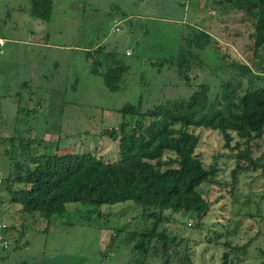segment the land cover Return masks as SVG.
<instances>
[{
  "label": "rangeland",
  "instance_id": "374dc122",
  "mask_svg": "<svg viewBox=\"0 0 264 264\" xmlns=\"http://www.w3.org/2000/svg\"><path fill=\"white\" fill-rule=\"evenodd\" d=\"M28 8V0H0V177L28 162V148L31 157L73 152L115 160L117 145L101 131L120 126L123 106L136 105L141 96L152 106L192 92L174 67L158 71L156 63L176 56L194 28L211 38L208 50L194 51L203 61L189 73L194 84L205 83L217 99L223 81L238 82V93L264 87L263 71L250 83L229 68L234 62L249 65L253 58L251 21L237 0H53L47 23L32 18ZM97 44L105 48L96 52ZM98 60L106 61L102 69L116 60L129 66L119 90H109L91 73ZM191 130L199 136L196 154L204 165L216 160L219 183L198 190L208 202L205 216L168 214L169 222L158 227L166 230L167 253L163 257L162 241L153 240L149 262L222 264L228 252V263L259 264L264 177L241 172L232 182L233 163L220 157L230 153L221 134ZM254 143L264 149V139ZM0 207V242L9 244L0 247V264H133L143 258L134 251L137 235L154 222L131 201L98 209L69 204L65 214L49 221H32L7 202Z\"/></svg>",
  "mask_w": 264,
  "mask_h": 264
},
{
  "label": "trees",
  "instance_id": "16d2710c",
  "mask_svg": "<svg viewBox=\"0 0 264 264\" xmlns=\"http://www.w3.org/2000/svg\"><path fill=\"white\" fill-rule=\"evenodd\" d=\"M28 3L32 18L50 21L53 0H28ZM237 5L245 9L244 15L251 21L253 58L249 65L234 62L229 68L235 72V78L247 77L252 83L255 72L263 71L264 75V0H237ZM210 40L206 31L194 28L184 38V45L179 44L176 56L156 63L158 71L164 66L174 67L178 78L192 89L190 95L164 99L152 106H147L141 96L136 105L121 108L124 120L118 128L102 129L101 136L117 145L115 160L73 152L39 153L31 157L30 148L25 149L28 162L15 164L12 171L0 177V192L6 194L4 199L0 196V202H7L10 207L17 205L13 209L23 216L29 215L32 221H49L54 215L65 214L69 204L98 209L131 201L142 209L143 216L154 220L150 229L137 235L139 240L133 246L134 251L143 258H135L133 264L154 260L147 258L153 240L162 241L165 257L168 236L165 228L158 230V227L169 222L168 214L205 216L208 202L198 190L202 185L219 183L216 160L204 165L196 154L199 136L191 129H210L221 134L224 148L230 153L220 157H229L233 163L232 182L241 172H259L264 177V149L254 143L264 139V87L250 86L238 93V82L231 85L223 81L221 96L217 99L210 97V88L205 83L194 84L189 73L193 65L203 63L194 51L208 50ZM104 48L100 46L95 51ZM104 62L94 61L90 71L100 75L109 90L117 91L129 66L116 60L107 62L102 69ZM6 141L12 142V138ZM2 142L3 139L0 146ZM255 151L260 154L254 156ZM0 209V214L4 213ZM3 243L0 242V247L8 249V242L5 246ZM227 253L223 254L222 264L228 263ZM260 254L263 258L259 264H264V251ZM160 259L163 264L167 263L168 258ZM187 261L186 264H192ZM228 264L236 262L230 260Z\"/></svg>",
  "mask_w": 264,
  "mask_h": 264
},
{
  "label": "built area",
  "instance_id": "2783aa9c",
  "mask_svg": "<svg viewBox=\"0 0 264 264\" xmlns=\"http://www.w3.org/2000/svg\"><path fill=\"white\" fill-rule=\"evenodd\" d=\"M115 31L118 32L119 28L117 27V25L115 26ZM4 46V41L2 39H0V47ZM5 226L2 225V228H4ZM5 242V241H4ZM3 245L5 246L6 244L3 243Z\"/></svg>",
  "mask_w": 264,
  "mask_h": 264
},
{
  "label": "crops",
  "instance_id": "0c3cea01",
  "mask_svg": "<svg viewBox=\"0 0 264 264\" xmlns=\"http://www.w3.org/2000/svg\"><path fill=\"white\" fill-rule=\"evenodd\" d=\"M116 20V19H115ZM115 20H114V22H115ZM101 46V44H97L95 47L97 48V47H100ZM3 134V133H2Z\"/></svg>",
  "mask_w": 264,
  "mask_h": 264
}]
</instances>
